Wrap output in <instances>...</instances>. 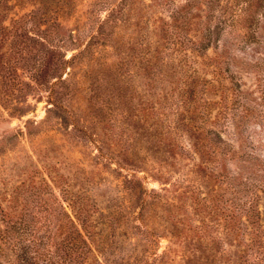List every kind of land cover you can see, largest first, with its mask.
I'll use <instances>...</instances> for the list:
<instances>
[{
    "label": "rangeland",
    "instance_id": "obj_1",
    "mask_svg": "<svg viewBox=\"0 0 264 264\" xmlns=\"http://www.w3.org/2000/svg\"><path fill=\"white\" fill-rule=\"evenodd\" d=\"M213 1L216 16L235 8L236 0ZM203 2L11 0L0 5V20L7 24L26 14L36 21L18 30H0L1 53L12 49L18 34L29 47L12 74L24 82L23 89L12 92L8 103L0 98V215L6 211L14 222L1 221L2 230L8 234L11 228L10 234L17 236L14 225L26 223L19 225L20 231L25 228L29 234L32 225L31 234L46 239L44 221L51 209L65 211L80 227L81 207L89 246L81 264H151L170 248L173 264H228L229 255L239 253L242 235L231 236L229 245L214 242L210 251L204 241L223 223L222 181L204 170L191 172L192 159L170 165L177 153L168 149L164 154L159 148L162 140L202 143L190 127L174 138L162 135L161 125L213 127L224 124L227 113V126H232L233 113L245 111L246 105L259 113L244 124L248 121L255 129L253 149L264 159V129L257 126L264 123V61L253 66L257 73L250 67L264 59V4L253 2L261 42L246 53L236 50L237 64L227 66L241 80L248 99L243 102L214 88L210 64L225 36L219 29L223 24L208 16L212 10L199 9ZM148 54L153 61L149 67ZM162 56L163 69H158ZM37 76L48 82H36ZM50 83L59 84L53 97ZM191 109L205 115L192 116ZM223 136L233 140L230 133ZM165 160L168 169L161 175ZM262 176L257 170L256 177ZM127 178L136 179L131 191ZM163 189L169 190L163 191V200L170 204L150 197ZM260 195L263 205L264 192ZM141 215L148 228H138ZM66 233L62 223L55 240ZM188 235L184 248L192 247L194 254L181 259L183 244L177 238ZM17 261L8 247L0 255V264Z\"/></svg>",
    "mask_w": 264,
    "mask_h": 264
},
{
    "label": "trees",
    "instance_id": "obj_2",
    "mask_svg": "<svg viewBox=\"0 0 264 264\" xmlns=\"http://www.w3.org/2000/svg\"><path fill=\"white\" fill-rule=\"evenodd\" d=\"M10 1L11 0H0V5L2 6L4 3H9ZM42 1L45 2V0ZM188 1L191 4L193 0ZM253 2L254 0H236L235 8L231 9L228 14H223L226 11L224 10L223 13L218 16L215 15L213 6L215 1L213 0H204L201 7H199V9H206L208 12L212 10V14L208 16L213 18L215 23L218 21L220 24H223V27H219V29H224V43H222L220 48L221 41L218 42L219 45L217 46V50L219 53L216 55V58H213L212 64H210L217 80V85H214V88L221 87L223 93L232 94L235 98L243 102H247L248 99L245 97V93L239 85L241 80L237 74L232 75L231 69L227 66L230 64H237L233 58L236 50H241L246 53L248 51L247 49L252 50L254 45L261 42V37H258L261 33V27L254 24L256 21L254 15H252L253 8L255 7ZM256 2L264 4V0H256ZM262 6L264 7V5ZM228 7L227 5V8ZM28 15L29 14H26L16 19L12 18L8 24L5 19H1L0 30H18L25 26H29L30 23H35V19H32L33 17ZM172 30L173 32H177L178 29L172 27ZM1 37L0 35V42L2 41ZM21 38L22 34L15 35L12 49L4 53L0 52V75L2 74L3 77L0 79V98H2L4 103L10 102V94L12 92L22 90L24 86V82L20 80L19 77L12 75L13 72H18L17 63L20 61L19 59L27 55L29 50V47L21 41ZM252 43L253 45H250ZM149 57L150 55L148 54L146 58L148 67L153 62L149 60ZM162 60L163 56L160 58V61H158V69H163L162 65L164 63H162ZM263 61L264 59H260L250 64L253 72L257 73V69L253 66L260 65ZM5 72H8L9 75L5 76ZM223 79L229 81L230 85L226 86L222 83L221 81ZM60 80L62 79H57L56 81ZM35 81L45 82L40 84H46L48 82L41 79L39 80V76L36 77ZM58 85L57 83H50L48 86L50 89L49 93L52 97L56 94ZM254 102L260 104L256 99H254ZM244 108L245 111L243 112L236 111L233 113L232 126H227V124L230 123L227 113H223V117L228 118L226 119L227 121L225 120L224 124L220 123L219 125L215 123L213 127L206 128L203 125L189 126L185 124L178 126L172 125V127L168 125L165 129V125H161L160 128L161 131H163L161 134L163 135L164 133V135L174 138H176L175 135L179 137L182 136V131L188 132V127H190L191 131H194L195 134L202 137V143L200 140L198 143H196V141H188L186 145L178 141V139H176V144L169 140H162L160 141L161 144L159 148L164 154L168 149L177 153L178 157L175 156L173 160L170 161V165L175 166L179 164V161L184 162L185 160L189 161L192 159V161H196V163H193L192 169H189L191 172H194V169L195 172L204 170L207 174H210L213 179L222 181V198L224 200L223 223H217L220 229L213 227V231L217 233L212 232L213 235L211 237H204L208 250L210 251L212 249L214 242L219 244V241H221L223 245L225 242L229 245L228 240L231 236L238 239V237L242 235L239 253L234 256L229 255L226 262L228 264H249L250 261L253 260L252 264H264V203L262 205L260 202L262 199L260 192H264V159L258 157L257 150L253 149L257 135L255 129L249 128L250 126L246 125L248 121L244 124V119L250 118L248 116H253V119L255 115L259 117V113L256 110L254 112L249 106L244 105ZM189 112L192 113V116L198 114L201 116L205 115V113L203 114L196 109H191ZM262 114L264 115V112H262ZM191 119L194 120L195 116L191 117ZM257 126L264 129V123H260V125L258 124ZM224 132L230 133L233 140H225L223 138ZM198 160L202 161L201 164L197 163ZM129 162L128 160L125 164L129 165ZM167 162L166 160L161 162L159 170L162 171L161 175H164L165 171L168 169V167L165 166ZM124 166L120 165V168L125 169ZM230 166H233V169H231ZM161 167L163 169H161ZM257 170L263 173L261 180L256 177ZM135 181V178L126 179L125 184L128 191L134 189L133 184ZM163 191L169 190L163 189L162 192L153 191L155 195H150V197L159 199L160 202L163 203V199L166 196V194H163ZM229 195L232 196L231 199ZM164 203H169V200ZM54 210L55 209H51V211H49L46 222L44 221L45 228L49 232V237L46 239L45 236L40 238L36 236V234H31V230H33L32 225H28L27 229L30 231L29 234L24 233L25 228L23 231H20L21 228L19 225H26V223L14 225L13 232H16L17 236L10 234L11 228H9L10 231H8V234L5 232L6 230L0 228V255H2L5 248L8 247L16 253V258L18 259L17 264H81L84 259V254L87 252L86 246H88V241L82 233V227L87 226L84 219L85 215H83L84 209L78 207L77 211L80 213V227L65 211L57 212ZM241 215L245 217L244 220L241 219ZM143 217L144 215L138 217L140 222V225H138L139 229L145 226L148 228V224H146ZM54 218L56 219L55 223L53 221ZM65 219L70 222L64 224ZM10 220L7 212L1 210L0 222H13ZM62 223L64 230H67L65 234L66 237L63 240L57 241L54 236L57 231L60 230ZM236 224H238L237 227ZM218 233L222 235V238L214 236ZM189 238V235L187 237L180 236L177 238L179 246L183 244L181 259H189L194 254L193 249H191L192 247L188 249L184 248L185 243H190ZM176 250L177 249L174 248V251ZM172 253L173 250L170 248L163 256L155 258L151 264H173L174 261L171 262L170 260ZM224 253H227V251ZM235 256H237L238 261L235 260ZM146 264L149 263L146 262Z\"/></svg>",
    "mask_w": 264,
    "mask_h": 264
}]
</instances>
